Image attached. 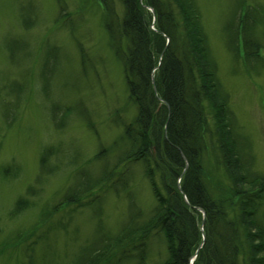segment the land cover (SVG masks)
<instances>
[{"label": "rangeland", "instance_id": "obj_1", "mask_svg": "<svg viewBox=\"0 0 264 264\" xmlns=\"http://www.w3.org/2000/svg\"><path fill=\"white\" fill-rule=\"evenodd\" d=\"M193 2L249 172L264 176V0ZM112 8L98 0H0V264H84L132 216L127 228L135 230L154 217L146 171L158 185L159 178L126 133L137 114L124 68L130 43L120 2ZM244 34L259 48L252 60ZM212 129L209 120L204 183L237 214ZM258 216L264 224V201ZM139 240L103 253L99 264H139L141 254L143 264H166L160 231L142 250Z\"/></svg>", "mask_w": 264, "mask_h": 264}, {"label": "trees", "instance_id": "obj_2", "mask_svg": "<svg viewBox=\"0 0 264 264\" xmlns=\"http://www.w3.org/2000/svg\"><path fill=\"white\" fill-rule=\"evenodd\" d=\"M98 1L112 11L115 0ZM118 1L121 29L130 43L124 62L128 93L137 110L126 133L136 156L154 168L159 185L146 171L156 198L154 217L135 230L127 228L132 216L112 244L84 264H99L103 253L135 238L142 242L155 231L167 241L166 264H190L193 257V264H264V224L258 216L264 176L249 172L232 130L196 5L193 0ZM244 47L248 60L258 54L257 43L246 41L245 34ZM209 120L237 214L226 212V204L213 199L204 183L201 154ZM139 246L142 250L143 242Z\"/></svg>", "mask_w": 264, "mask_h": 264}]
</instances>
